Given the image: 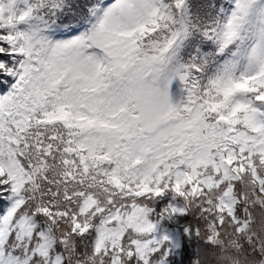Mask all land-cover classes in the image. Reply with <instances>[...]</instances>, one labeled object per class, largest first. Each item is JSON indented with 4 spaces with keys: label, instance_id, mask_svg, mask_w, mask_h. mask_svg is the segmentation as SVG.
Instances as JSON below:
<instances>
[{
    "label": "snow or ice",
    "instance_id": "6c2138e0",
    "mask_svg": "<svg viewBox=\"0 0 264 264\" xmlns=\"http://www.w3.org/2000/svg\"><path fill=\"white\" fill-rule=\"evenodd\" d=\"M5 83L0 264H164L157 198L240 232L264 192V0H0Z\"/></svg>",
    "mask_w": 264,
    "mask_h": 264
},
{
    "label": "clouds",
    "instance_id": "9594fccd",
    "mask_svg": "<svg viewBox=\"0 0 264 264\" xmlns=\"http://www.w3.org/2000/svg\"><path fill=\"white\" fill-rule=\"evenodd\" d=\"M259 174L264 176V166H260ZM260 187L250 174L242 175L233 185L232 198L242 210L238 219L244 227L240 232L236 231L239 225L227 221L215 233H209V218L196 212L191 200L182 202L199 218L193 225L194 229H199L201 242L195 248L196 264H264V192ZM210 234L211 241L208 240Z\"/></svg>",
    "mask_w": 264,
    "mask_h": 264
},
{
    "label": "trees",
    "instance_id": "16d2710c",
    "mask_svg": "<svg viewBox=\"0 0 264 264\" xmlns=\"http://www.w3.org/2000/svg\"><path fill=\"white\" fill-rule=\"evenodd\" d=\"M45 19H47V16H45ZM37 23H39V21H37ZM84 26L85 22L83 21L79 25H77L75 21L69 24L66 23V17H60L55 19L54 23L49 22V27L45 34L61 32L64 29H76L78 27L83 30ZM19 27L23 29L25 25H19ZM9 87L10 84L8 83L0 87V95H4ZM170 202L174 203L176 206H180L179 198H177L176 201H172L168 194L157 198L156 201L151 204L153 212L149 217L155 223L154 237L157 240L164 236L168 238L162 246L168 249V255L165 258L164 264H196L197 257L195 248L198 243H201L193 227L197 219L191 213L162 216V209ZM5 203L7 202L5 201Z\"/></svg>",
    "mask_w": 264,
    "mask_h": 264
},
{
    "label": "rangeland",
    "instance_id": "374dc122",
    "mask_svg": "<svg viewBox=\"0 0 264 264\" xmlns=\"http://www.w3.org/2000/svg\"><path fill=\"white\" fill-rule=\"evenodd\" d=\"M106 2H107V3H111V2H113V0H106ZM63 34H64V32L61 33V34H56L53 38H54V39H62V38H66Z\"/></svg>",
    "mask_w": 264,
    "mask_h": 264
}]
</instances>
